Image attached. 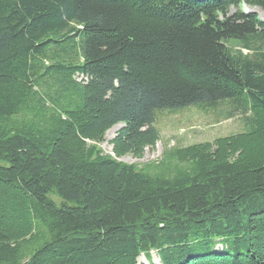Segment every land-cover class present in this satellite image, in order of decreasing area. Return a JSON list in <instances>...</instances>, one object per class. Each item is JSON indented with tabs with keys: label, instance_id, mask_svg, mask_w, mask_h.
<instances>
[{
	"label": "trees",
	"instance_id": "16d2710c",
	"mask_svg": "<svg viewBox=\"0 0 264 264\" xmlns=\"http://www.w3.org/2000/svg\"><path fill=\"white\" fill-rule=\"evenodd\" d=\"M242 5L264 16V0H0V264H264V22ZM222 104L244 132L117 161L155 147L156 113Z\"/></svg>",
	"mask_w": 264,
	"mask_h": 264
},
{
	"label": "rangeland",
	"instance_id": "374dc122",
	"mask_svg": "<svg viewBox=\"0 0 264 264\" xmlns=\"http://www.w3.org/2000/svg\"><path fill=\"white\" fill-rule=\"evenodd\" d=\"M246 8L250 12H255L264 22V16L260 10ZM231 13H234L233 9H231ZM238 47L239 45H236V42H232L229 45L233 52H238ZM242 54L251 55L252 53L245 51ZM229 110V105L222 104L216 109L188 108L172 113L158 112L155 116L154 127L158 130L159 141L155 147L153 149H145L142 158L127 155L117 161L142 169L146 165L158 164L163 158L164 152L172 148L210 143L217 138L229 137L244 132V115L235 113L231 119H227L226 116L230 112ZM120 128L121 125L112 128L105 134L103 142L96 145L104 155H112L109 142ZM220 249L221 247H217L215 251ZM151 262L152 264H159L155 253L151 254ZM137 264H148V262L144 256H141L138 258Z\"/></svg>",
	"mask_w": 264,
	"mask_h": 264
}]
</instances>
